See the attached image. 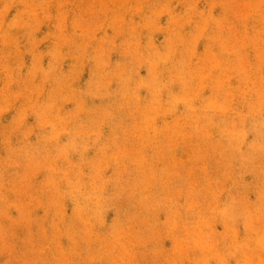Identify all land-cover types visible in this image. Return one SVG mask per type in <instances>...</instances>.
<instances>
[{"label": "rangeland", "instance_id": "1", "mask_svg": "<svg viewBox=\"0 0 264 264\" xmlns=\"http://www.w3.org/2000/svg\"><path fill=\"white\" fill-rule=\"evenodd\" d=\"M0 264H264V0H0Z\"/></svg>", "mask_w": 264, "mask_h": 264}]
</instances>
